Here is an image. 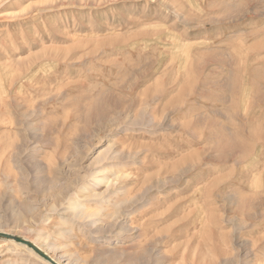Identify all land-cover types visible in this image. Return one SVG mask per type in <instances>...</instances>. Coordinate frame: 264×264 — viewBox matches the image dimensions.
<instances>
[{
    "label": "rangeland",
    "instance_id": "obj_1",
    "mask_svg": "<svg viewBox=\"0 0 264 264\" xmlns=\"http://www.w3.org/2000/svg\"><path fill=\"white\" fill-rule=\"evenodd\" d=\"M0 233L264 264V0H0ZM13 242L0 264H46Z\"/></svg>",
    "mask_w": 264,
    "mask_h": 264
},
{
    "label": "water",
    "instance_id": "obj_2",
    "mask_svg": "<svg viewBox=\"0 0 264 264\" xmlns=\"http://www.w3.org/2000/svg\"><path fill=\"white\" fill-rule=\"evenodd\" d=\"M0 237L1 238H5V239H12L18 243L24 244L28 247H30L33 251H35L37 254H39L41 257H43L49 264H58L57 262H55L53 259H51L49 256L45 255L44 253H42L40 250H38L35 246H33V244H31L29 241L23 240L19 237L16 236H12L9 234H5V233H0Z\"/></svg>",
    "mask_w": 264,
    "mask_h": 264
},
{
    "label": "bare ground",
    "instance_id": "obj_3",
    "mask_svg": "<svg viewBox=\"0 0 264 264\" xmlns=\"http://www.w3.org/2000/svg\"><path fill=\"white\" fill-rule=\"evenodd\" d=\"M14 244L21 246L23 248H25V250L27 249L30 253H32L33 255H35L37 258H39L41 261L45 262L46 264H49L43 257H41L39 254L35 253V251H33L31 248L27 247L24 244L21 243H16L13 242ZM31 244H33V246H35L38 250H40L42 253H44L45 255L49 256L51 259H53L55 262H57L58 264H60L61 262L59 260H57L55 257H53L52 255H50V252L46 249L43 248V246L38 243V242H30ZM22 248V249H23Z\"/></svg>",
    "mask_w": 264,
    "mask_h": 264
}]
</instances>
